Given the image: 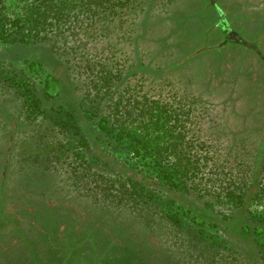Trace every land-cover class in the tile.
Listing matches in <instances>:
<instances>
[{"label":"rangeland","instance_id":"rangeland-1","mask_svg":"<svg viewBox=\"0 0 264 264\" xmlns=\"http://www.w3.org/2000/svg\"><path fill=\"white\" fill-rule=\"evenodd\" d=\"M212 2L0 0V264H264V0ZM100 77L150 153L92 105L73 112L79 164L51 151L56 104L92 99ZM184 166L174 198L159 173Z\"/></svg>","mask_w":264,"mask_h":264},{"label":"trees","instance_id":"trees-1","mask_svg":"<svg viewBox=\"0 0 264 264\" xmlns=\"http://www.w3.org/2000/svg\"><path fill=\"white\" fill-rule=\"evenodd\" d=\"M205 1H206V5L208 4V6L203 8L204 11L210 6L216 7L215 3L212 2V0H205ZM60 17H61V21L65 20L62 18V16ZM69 18L70 17H68V19ZM184 21L182 20L180 21V27L183 26V24L185 23ZM207 47L208 46H206V48ZM197 51L198 50H195V51H192L191 53L194 54ZM70 61L71 60L66 61L67 64ZM87 67L88 65L84 66V68H87ZM69 68L72 69L71 67ZM78 69L79 70H76L73 75L74 76L77 75L78 77H83L84 72L80 70L79 66H78ZM87 72L88 70L85 72L87 76L92 75ZM99 81H100L99 83L100 87L98 86L99 84L92 85L93 90H92V93L90 92V94L93 95L92 99L91 97L85 98V99L83 98L81 104H76L74 102L56 104L58 109L57 111H53V114H52V116H54L53 121H55L56 123H59L62 126L61 130L65 129L66 134L63 135L65 144L64 145L60 144L58 148L52 147L51 151L55 155H59V156L65 155L67 158H69L71 156V150L72 151L75 150L74 158L77 164H79L78 158L80 157L81 154L84 153L83 152L84 148L88 145L89 135L85 134V131L79 125L80 114L77 116V118H74L73 112L75 110L78 111V109H80V105L82 106V109H87L86 107H88V105H92L94 107L93 110L96 112V114L102 113V111H106V112H103V114H101V117L98 120V127L100 128V130L114 133L115 137L127 141L134 155H140L143 152L150 153V149L152 148V146H150L149 140H147V138L142 136V134H140L135 129V127L129 126L128 124L126 126L127 121L123 120L124 114L119 110L118 105L120 102L119 100L118 102H115L114 98H112L114 97L113 95L115 93L113 91L114 86H111L109 84L104 85V82L101 79V77L98 79L97 82ZM102 85H104V90H107L106 93H102L101 91ZM30 98H31V102L33 106L38 110L39 103L37 101V98L32 95L30 96ZM111 100L114 101V103L112 105H108V103L106 102L111 101ZM103 104H105V106H102ZM87 118L91 119V117H87ZM260 157H261V148L259 151L258 158L260 159ZM83 159L85 158L83 157ZM259 166H260V160H258L257 163L255 164V169H258ZM193 174H194V168L191 169V168H188V166H184L183 168H175L174 173L170 171L167 167H162L159 173L161 181H163V183L170 188V190L173 192L174 198H177L176 196L178 195L177 191L184 190L183 191L184 193L188 191L191 185L190 182H191V178ZM256 178L257 176L254 178V181L251 183V187H254V185L257 184L255 183ZM179 187H181L180 190H179ZM251 187L249 189L254 191V189ZM228 193H227L228 197H233L234 199L236 198V202L240 206L238 209H242V208L244 209L245 204L247 203V199L251 198V194L246 196V194H243V195L242 194H236V195L231 194L230 195ZM250 193H253V192H250ZM172 200L174 199L173 198H171V200L168 199V202ZM168 218L174 224H179V218L175 214H170ZM229 227L231 228V230H234L236 234H240V230L239 231L236 230V227L234 226H229ZM249 231L252 232L250 228H249Z\"/></svg>","mask_w":264,"mask_h":264},{"label":"flooded vegetation","instance_id":"flooded-vegetation-1","mask_svg":"<svg viewBox=\"0 0 264 264\" xmlns=\"http://www.w3.org/2000/svg\"><path fill=\"white\" fill-rule=\"evenodd\" d=\"M225 26H226V25H225ZM225 26H224V27H225ZM224 27H223V28H224ZM226 27H227V28H225V29L223 30V32L225 33L224 36H225V41H226V42H229V43H240V44H243V43H244L242 40H240V39L238 38L237 32H236L235 30H233L232 28H230V26H226ZM223 28H222V29H223ZM230 30L235 31L236 40H234V41H229V40L227 39V35H228V33H229Z\"/></svg>","mask_w":264,"mask_h":264},{"label":"water","instance_id":"water-1","mask_svg":"<svg viewBox=\"0 0 264 264\" xmlns=\"http://www.w3.org/2000/svg\"><path fill=\"white\" fill-rule=\"evenodd\" d=\"M222 19H223V17H221ZM222 24H226V21L225 20H222ZM226 26H228L227 24H226ZM224 27L223 28V30L225 29V28H227V27ZM227 39L229 40V41H234V40H236V35H235V31H233V30H230L229 31V33H228V35H227Z\"/></svg>","mask_w":264,"mask_h":264}]
</instances>
